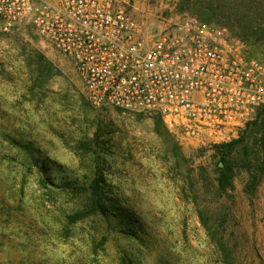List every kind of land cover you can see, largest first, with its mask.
Returning a JSON list of instances; mask_svg holds the SVG:
<instances>
[{
  "label": "rangeland",
  "instance_id": "374dc122",
  "mask_svg": "<svg viewBox=\"0 0 264 264\" xmlns=\"http://www.w3.org/2000/svg\"><path fill=\"white\" fill-rule=\"evenodd\" d=\"M124 1L155 27L202 20L183 0ZM253 6L260 16L264 0ZM255 56L264 61V43ZM246 126L223 143L243 135L253 147ZM252 159L220 191L214 148L179 140L154 114L93 108L69 60L30 25L0 31V264H264V168ZM39 168L83 189L42 183ZM96 172L109 211L72 221Z\"/></svg>",
  "mask_w": 264,
  "mask_h": 264
},
{
  "label": "built area",
  "instance_id": "2783aa9c",
  "mask_svg": "<svg viewBox=\"0 0 264 264\" xmlns=\"http://www.w3.org/2000/svg\"><path fill=\"white\" fill-rule=\"evenodd\" d=\"M124 0H0V31L30 25L78 73L93 108L158 116L199 148L235 138L264 106V61L222 25L155 27Z\"/></svg>",
  "mask_w": 264,
  "mask_h": 264
},
{
  "label": "trees",
  "instance_id": "16d2710c",
  "mask_svg": "<svg viewBox=\"0 0 264 264\" xmlns=\"http://www.w3.org/2000/svg\"><path fill=\"white\" fill-rule=\"evenodd\" d=\"M201 0H183L185 5L190 6L195 12L200 14L203 22H208L212 18L218 17L225 21V24H218L227 26L229 31L240 37L248 46L249 56L256 57L258 54V46L264 43V23L258 21V18L264 16L263 13L256 17V12L253 4L260 0H216V2H208L206 4H199ZM247 2L248 9L241 7L243 2ZM192 4V5H191ZM232 28V29H231ZM258 58V57H256ZM160 119V118H159ZM161 120V119H160ZM256 126L257 135L253 138V147L243 144L245 137L242 135L238 139L232 140L228 143H221L214 146L216 153L219 155V163L222 165L218 167L217 186L220 191L225 192L232 189V179L234 168L239 166L252 168V157L255 155V160L259 164V168L263 170L264 159L259 161L260 153H264V106L259 110L255 120L249 122L246 127ZM254 148V149H253ZM40 170V180L42 183L48 182L51 186L61 189H73L81 191L83 188L76 186L72 181L62 180L55 183L46 176L43 168ZM255 178V177H253ZM87 193L86 206L83 212H75L69 218L74 221L82 213H98L104 216L109 208L103 203L102 198V178L99 172H96L95 177L89 186L84 190ZM122 211L121 209L117 208Z\"/></svg>",
  "mask_w": 264,
  "mask_h": 264
}]
</instances>
